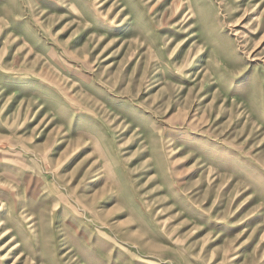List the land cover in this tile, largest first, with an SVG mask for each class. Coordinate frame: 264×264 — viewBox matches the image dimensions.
<instances>
[{
	"label": "rangeland",
	"instance_id": "374dc122",
	"mask_svg": "<svg viewBox=\"0 0 264 264\" xmlns=\"http://www.w3.org/2000/svg\"><path fill=\"white\" fill-rule=\"evenodd\" d=\"M0 264H264V0H0Z\"/></svg>",
	"mask_w": 264,
	"mask_h": 264
}]
</instances>
